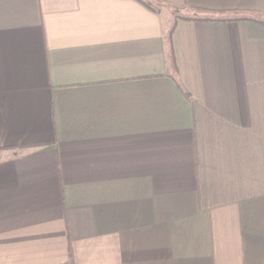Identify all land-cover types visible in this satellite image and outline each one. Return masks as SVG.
<instances>
[{
    "label": "crops",
    "instance_id": "1",
    "mask_svg": "<svg viewBox=\"0 0 264 264\" xmlns=\"http://www.w3.org/2000/svg\"><path fill=\"white\" fill-rule=\"evenodd\" d=\"M144 1L0 0V264H264V0Z\"/></svg>",
    "mask_w": 264,
    "mask_h": 264
},
{
    "label": "trees",
    "instance_id": "2",
    "mask_svg": "<svg viewBox=\"0 0 264 264\" xmlns=\"http://www.w3.org/2000/svg\"><path fill=\"white\" fill-rule=\"evenodd\" d=\"M138 1L142 2L147 7L154 9L149 2H146L144 0H138ZM178 17L183 18V19H199V18H191V17H186V16H178ZM203 19H207V18H203ZM173 28H174V24L172 25V27L170 28V31L168 33V42H169V44H170V38H171V34L173 32ZM170 59L173 62V52H172V50L170 52ZM184 94H186V93L184 92Z\"/></svg>",
    "mask_w": 264,
    "mask_h": 264
}]
</instances>
